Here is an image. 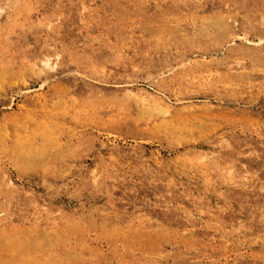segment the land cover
Masks as SVG:
<instances>
[{
	"label": "rangeland",
	"instance_id": "1",
	"mask_svg": "<svg viewBox=\"0 0 264 264\" xmlns=\"http://www.w3.org/2000/svg\"><path fill=\"white\" fill-rule=\"evenodd\" d=\"M0 264H264V0H0Z\"/></svg>",
	"mask_w": 264,
	"mask_h": 264
},
{
	"label": "bare ground",
	"instance_id": "2",
	"mask_svg": "<svg viewBox=\"0 0 264 264\" xmlns=\"http://www.w3.org/2000/svg\"><path fill=\"white\" fill-rule=\"evenodd\" d=\"M5 4V3H4ZM14 8V7H13ZM165 55V54H164ZM43 64V63H42ZM45 65H47L48 63L47 62H45L44 63ZM44 64H43V66H44ZM47 67V66H46ZM54 67V66H53ZM53 67H52V70H53ZM161 74V73H160ZM44 83V82H43ZM47 83V82H46ZM165 83V82H164ZM141 92V91H140ZM137 93V92H136ZM135 93V94H136ZM140 95V94H139ZM142 97H143V95H142ZM174 110V109H173ZM166 112V111H165ZM167 112H168V110H167ZM96 176H98V175H96ZM97 179V178H96ZM4 180V179H3ZM93 182H95V179H94V181Z\"/></svg>",
	"mask_w": 264,
	"mask_h": 264
}]
</instances>
